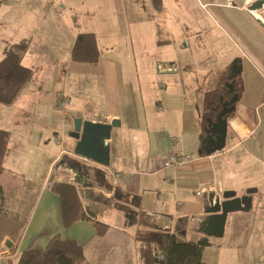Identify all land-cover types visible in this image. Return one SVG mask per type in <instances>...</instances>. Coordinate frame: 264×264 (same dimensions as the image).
<instances>
[{"label": "crops", "instance_id": "crops-1", "mask_svg": "<svg viewBox=\"0 0 264 264\" xmlns=\"http://www.w3.org/2000/svg\"><path fill=\"white\" fill-rule=\"evenodd\" d=\"M250 1L227 0L222 6L223 14L203 12L213 23L210 27L205 24V30H182L191 24L182 22L181 15L171 16L170 21L174 22L171 31L165 43L155 48L156 59L151 64L153 72L157 68L159 74L170 76L163 90L149 94L158 80L135 76L131 62L136 54L131 44L116 48L105 40L118 31L119 24L99 26L101 45L97 29L75 28L77 16H73L70 7L73 2L0 0V61L10 45L26 40L29 49L23 64L38 68L14 103H0V129L11 132L4 170L0 173L3 192L0 264H14L25 250L45 248L56 235L77 240L89 264H140L137 238L159 239L166 231L175 233L183 242L208 238L210 245L203 250L207 264H264V254L259 249L264 246V237L260 236L264 233V218L259 215L264 212V27L247 10ZM157 10L159 17L151 22L140 17L122 25L123 32L133 36V46L137 37L154 34L153 37L162 38L166 34L165 0ZM254 14L264 20L262 13ZM247 16L254 25H259L260 29L255 27L262 35L256 33L252 22L248 24ZM192 19L197 26L201 22L199 16ZM215 31L223 34L218 36ZM84 32L96 35L101 50L96 64L71 59L74 41ZM204 32H214L210 33V44L213 42L212 46L230 60L221 68L213 66L198 76L193 57L190 58L203 48L199 37ZM234 36L239 38L238 45L225 46V38L236 42ZM172 37L174 43L170 41ZM182 41H185L183 47L179 46ZM103 48L111 51L106 54ZM237 57L243 63L242 96L236 113L245 126L240 131L242 136L232 130L223 150L210 156L199 154L200 157L187 164L165 167L164 162L172 151L199 150L203 111L219 92L218 86ZM190 84L192 88L188 87ZM62 93L70 99L64 109L58 108ZM151 107L156 112L150 111ZM75 118L120 122L111 131L110 164L102 166L90 161L96 170L86 174L93 184L88 191L75 183L82 190L84 204L95 211L93 219L108 225L102 235L96 233L93 220L64 227L60 197L51 189L53 182H74V174H70L74 173L73 164L86 171L88 163L83 162L86 159L74 153L78 139L73 136L71 142L65 139L67 132H73L74 124H71ZM58 136L62 137V143L57 141ZM233 137L237 140L230 144ZM251 138L254 144L249 150L254 154L251 161L256 175L250 187L256 188L253 202L258 205L253 204L249 211L230 213L224 232L231 236V249L242 248L239 255L236 251L223 250L224 235L216 238L202 232L209 192L199 193L212 185L215 192L235 188H226L222 180L209 178L202 180L200 189L196 182L203 175L198 177L197 171L203 167L204 160ZM112 171L120 173L115 185ZM156 181L159 183L155 184ZM103 190L116 191L114 205L98 200ZM107 213L109 221L105 217Z\"/></svg>", "mask_w": 264, "mask_h": 264}, {"label": "rangeland", "instance_id": "rangeland-1", "mask_svg": "<svg viewBox=\"0 0 264 264\" xmlns=\"http://www.w3.org/2000/svg\"><path fill=\"white\" fill-rule=\"evenodd\" d=\"M64 2H73L72 5H70L71 9H73L72 13L73 16H77V20L75 23V28L79 27V29H97L98 35L100 37V43L103 44V37L102 31L100 30L99 26L103 23L106 26L114 27V24L118 26V31L111 37L106 38L105 40L109 43V45L115 46L116 48H126L128 45L131 46V48H134V52L136 54V58L131 62L133 66V72L135 73V76L142 80L153 77L157 79L158 81L154 85V88L152 87V90L150 89L149 94H157L158 91L163 90L162 87H164L167 84V78L170 75H164L165 73L159 74L157 72V68L153 72L151 64L152 61L156 59V53L157 50L155 48L159 45H162V43H165V40L168 38L166 35L171 31V25H173L174 22L170 21L171 16H173L175 13L182 16V19L184 23L189 22L191 25H185L182 27V30H191V31H199V30H205L207 28L204 27L206 24L208 27H210L213 23L212 21L208 19L206 14H213V11L218 12L219 14H223L225 12V9L222 8L223 3L227 0H165L166 1V8H167V26L165 27V32L162 38H159V35L157 37H153V35H148L144 38H136L135 46H133V36L129 34H125L123 32L122 25L124 24H131V19L140 18L142 17L144 21L151 22L154 19H157L160 14V10H157L159 8H156L153 4V0H59ZM254 1V0H252ZM250 1V2H252ZM249 2V3H250ZM201 3H207V6L202 7ZM162 7V6H161ZM202 8L205 10H202ZM205 12V13H203ZM162 14V13H161ZM199 16L201 22L197 26L193 21V16ZM192 16V18H191ZM248 19L249 22H252V25L256 29H260L259 25H254L253 21ZM192 21V22H191ZM140 21H138L139 23ZM139 23V24H146L148 23ZM255 22V21H254ZM259 23V22H258ZM260 24V23H259ZM261 25V24H260ZM256 26V27H255ZM159 30V29H158ZM157 30V31H158ZM161 31H163L161 29ZM81 32V31H80ZM214 32H204L199 38L201 45H203V48L199 50V53H195L191 56L190 59L193 57V62L195 63V73L199 76L202 75L204 72H206L208 69L215 66L216 68H221L223 64L226 63V61H229L230 58L227 56V54L218 52L219 49L216 46H212V43L210 44V40L212 39V35ZM215 33L219 36L223 33L215 31ZM257 34H261L256 29ZM210 35V36H208ZM262 35V34H261ZM235 41L234 43H231L228 38L224 39L225 46H235L239 43V38L234 36ZM175 38L172 37L170 39L171 42L174 43ZM222 42V37H220ZM128 40V41H127ZM159 40L160 43L159 44ZM215 41V38H214ZM75 42V41H74ZM129 42V43H128ZM184 42L182 41L179 46H184ZM223 43V42H222ZM221 43V44H222ZM115 48V49H116ZM221 48L223 46L221 45ZM145 49V50H144ZM104 52L107 54L111 51V49H105L103 48ZM165 50H163L164 52ZM173 53V52H172ZM169 54V53H168ZM163 58L164 56H160ZM232 58L231 60H233ZM157 63V61H156ZM155 63V66H157ZM217 63V65H214ZM150 84L152 83L151 79H149ZM188 87H191V84L188 85ZM64 94L65 98H67V103H69L70 99L69 96ZM62 94H60L62 96ZM61 96H60V102L58 103V108L64 109L65 105H62L61 103ZM146 96V94H145ZM155 107V106H154ZM154 107L150 108V111L156 112ZM98 115V113H96ZM99 116V115H98ZM236 117V116H235ZM74 121L72 119L73 126ZM231 130H234L233 127H230ZM65 139L68 141H72L73 137L71 136V132H67L65 135ZM237 138L233 137L230 141V144L234 141H236ZM252 144V146H250ZM254 144V138H251L246 143H239L237 144L233 149L229 151H225L221 155H217L214 157H211L209 160H204V165L202 168H200L198 172L199 174H202L203 176L199 178L198 182H196L197 186L201 189V182L202 180L214 178V179H220L224 183V187L232 186L235 188L236 192L238 194L246 192L250 188V185H253L254 177L256 175V171L254 172V164L252 159H254V154L249 150L251 147H253ZM152 152L155 151V143L152 141L150 143ZM198 150V148H197ZM192 151L188 154H191L192 157L195 159L197 157H200L198 151ZM83 162L88 163L92 165L90 161L84 160ZM70 174H74L73 172H70ZM74 176L72 177L73 180ZM163 180V179H162ZM74 183V182H73ZM155 184H158L159 182H154ZM213 183V182H212ZM196 186V187H197ZM256 189V188H255ZM103 194L100 195V198L105 199V203L107 205H114V199H115V192H110L103 190ZM114 200V201H113ZM254 206H257L258 203L254 200L253 202ZM253 206V205H252ZM109 210H112V208H109ZM260 218H264V212L259 213ZM106 220L109 221V214L105 216ZM259 226V225H258ZM261 237H264V233L260 235ZM222 246L223 250L229 249L230 251H236L232 246L231 243V236L230 234H226L222 237ZM261 250V253L264 254V246H261L259 248ZM222 250V251H223ZM239 255L242 254V248H238V251H236ZM222 254V252H221Z\"/></svg>", "mask_w": 264, "mask_h": 264}, {"label": "trees", "instance_id": "trees-1", "mask_svg": "<svg viewBox=\"0 0 264 264\" xmlns=\"http://www.w3.org/2000/svg\"><path fill=\"white\" fill-rule=\"evenodd\" d=\"M156 8L162 6V0H153ZM29 49L28 41L10 45L0 61V103L12 104L32 81L37 67L23 64V58ZM96 35L84 32L77 35L71 50V59L76 62L96 64L100 57ZM11 132L0 129V173L4 170L5 158L9 150ZM111 188V184H108ZM51 189L60 197L62 225L70 227L82 220H93L96 233L102 235L108 225L94 220V210L83 202L82 190L72 182H53ZM0 187V199L2 198ZM105 203V199L98 198ZM210 245L203 237L195 242L180 241L175 233L164 232L159 239L144 236L137 238V252L140 264H207L203 260V250ZM162 254L163 258H159ZM14 264H89L83 246L74 239L54 236L45 248L23 251Z\"/></svg>", "mask_w": 264, "mask_h": 264}, {"label": "water", "instance_id": "water-1", "mask_svg": "<svg viewBox=\"0 0 264 264\" xmlns=\"http://www.w3.org/2000/svg\"><path fill=\"white\" fill-rule=\"evenodd\" d=\"M247 10L252 16L264 27V20L257 17L254 12H260L264 15V0H254L247 6ZM243 68L242 58H235L228 69L227 78L232 80L241 74ZM232 83L229 84L231 86ZM231 90V88H229ZM240 98L231 99L228 109L222 110L217 117L214 126L207 130L200 137L201 146L198 150L200 155H213L226 147L228 126L233 127L235 131L242 136L241 130L245 128L241 120L237 119V106ZM226 108V107H225ZM235 120L233 123L232 121ZM118 120H112L105 123L102 121L83 120L82 118L74 119V129L71 136L78 139L74 149L77 156L83 157L86 161H92L102 166L110 164V144L112 128L118 126ZM74 171V183L87 188L93 184L89 182L86 174L88 171L96 170L90 164L85 165L83 172L76 164L72 165ZM111 191V190H109ZM255 188H250L244 195H237L235 190H223L221 193L214 191L208 193V206L206 208L207 216L203 218L202 232L208 236L220 238L224 235L226 222L230 213L236 211H249L253 205V193Z\"/></svg>", "mask_w": 264, "mask_h": 264}, {"label": "flooded vegetation", "instance_id": "flooded-vegetation-1", "mask_svg": "<svg viewBox=\"0 0 264 264\" xmlns=\"http://www.w3.org/2000/svg\"><path fill=\"white\" fill-rule=\"evenodd\" d=\"M229 73V72H228ZM232 83L231 86L229 84ZM231 88V90H229ZM217 92L212 100H210L201 118L202 133L205 134L207 130L211 129L216 122L218 115L222 110L228 109L231 99H237L242 96V84L240 83V75L232 80L225 77V80L218 86ZM226 107V108H225ZM231 126H228V135L231 133Z\"/></svg>", "mask_w": 264, "mask_h": 264}, {"label": "built area", "instance_id": "built-area-1", "mask_svg": "<svg viewBox=\"0 0 264 264\" xmlns=\"http://www.w3.org/2000/svg\"><path fill=\"white\" fill-rule=\"evenodd\" d=\"M61 103L62 105H65L67 103V98H65L64 94H62L61 96ZM57 141L62 143L63 139L61 136H58L57 137ZM194 160V158L192 157L191 154H188V153H183V152H174L172 151L168 157L166 158L165 162H164V166L165 167H169V166H180V165H183V164H187L189 162H192ZM112 174L114 175V185L117 183V179L119 178L120 176V173L119 172H114L112 171ZM214 185L212 186H209V187H204L202 188L199 193H210L212 191L215 192L214 190ZM223 191V189L221 188V190L216 193H221ZM159 258H163L162 254L160 255Z\"/></svg>", "mask_w": 264, "mask_h": 264}]
</instances>
